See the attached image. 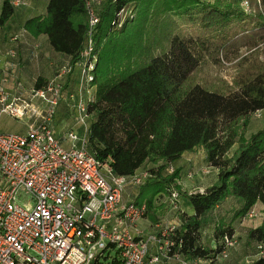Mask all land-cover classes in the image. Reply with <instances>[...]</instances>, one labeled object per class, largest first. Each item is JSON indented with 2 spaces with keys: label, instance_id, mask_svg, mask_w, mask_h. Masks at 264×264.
<instances>
[{
  "label": "trees",
  "instance_id": "obj_1",
  "mask_svg": "<svg viewBox=\"0 0 264 264\" xmlns=\"http://www.w3.org/2000/svg\"><path fill=\"white\" fill-rule=\"evenodd\" d=\"M131 4L136 16L127 23L125 29L130 28L124 38L115 37L118 13ZM249 4L250 12L233 0H108L99 12L96 43L102 65L109 66L110 44L117 52L127 50H121L114 61L118 68L102 69L94 81L95 99L88 104L93 115L88 148L99 159L110 161L120 175L154 164L152 176L134 199L138 204L146 201L149 211L154 199L170 195L171 189L194 207L192 215L179 213L181 224L171 235L175 244L169 255L214 258L222 251L224 236L233 235L231 225L216 224L215 247H206L201 236L209 214L226 197L242 202L236 217L246 215L257 202L264 204V127L244 135L251 115L264 110V60L259 50L239 62L235 87L221 78L210 83L197 78L206 58L218 63L221 56L228 59L233 48L251 49L264 41V0ZM13 14L11 0H4L0 26ZM197 15L195 36L176 31L175 16L194 20ZM88 23L86 0H49L46 14L29 18L24 28L34 36L47 34L54 50L69 55L74 66L86 44ZM137 52L145 59L124 65ZM45 82L38 77L34 85ZM198 147L205 150L206 162L218 169V176L204 191L189 193L178 186L179 168L165 170ZM249 235L264 243V221ZM262 262L258 259L254 264Z\"/></svg>",
  "mask_w": 264,
  "mask_h": 264
},
{
  "label": "built area",
  "instance_id": "obj_2",
  "mask_svg": "<svg viewBox=\"0 0 264 264\" xmlns=\"http://www.w3.org/2000/svg\"><path fill=\"white\" fill-rule=\"evenodd\" d=\"M93 4L86 0L87 40L76 63L81 94H65L63 80L73 73L71 64L41 86H27L9 70L12 64L1 70L0 121L10 116L26 130L0 132V264H159L171 259L188 264L185 257L168 253L175 244L171 235L176 225L159 222V230L145 233L139 223L149 213L148 203L124 199L129 185H143L152 173L139 169L117 174L110 161L88 148L89 111L83 88L94 86L100 23ZM10 39L17 42L19 37ZM6 54L11 59L19 56L13 46ZM66 99L85 126L59 136L55 119ZM169 196L176 204L180 193L171 189ZM222 241L223 249L213 260L228 258L237 242L234 235ZM257 248L264 264V243L258 242Z\"/></svg>",
  "mask_w": 264,
  "mask_h": 264
},
{
  "label": "crops",
  "instance_id": "obj_3",
  "mask_svg": "<svg viewBox=\"0 0 264 264\" xmlns=\"http://www.w3.org/2000/svg\"><path fill=\"white\" fill-rule=\"evenodd\" d=\"M14 1L16 0H11V2ZM100 1L102 0H94V2ZM3 2L4 0H0V12ZM48 3L49 0H19V4H13V16L5 25L0 26V78L1 70H3L4 66L6 64H12V66L9 67V70L12 72V74L23 80L27 86H32L38 77H43L44 79L55 77L60 71L61 66H65L70 63L71 57L69 55L55 51L47 34L34 36L24 28V24L29 18L46 14ZM12 35L19 37L17 42H14L10 39ZM12 46H18L20 53L17 58L11 59L7 56L6 52ZM73 71L76 72L74 80H78L80 68L77 64L74 65ZM203 151V158L206 162V152L204 149ZM189 153L190 151L185 152L182 157L173 164L180 166L179 163L182 161V164H185L183 166L187 167V169L192 168L193 159ZM205 170H207V172H212L215 177V182L218 176V169L207 163ZM189 173L192 174L191 170L188 172L185 171L186 180L183 181V183L181 182V184L184 185L182 190L188 191L189 193L196 192V190L189 189L190 186L195 185V183H192L189 179ZM198 180H203V177L200 176ZM207 187H199L200 189L197 191H204ZM130 188L131 187H127L125 192L130 190ZM196 188H198L197 185ZM137 194L138 193L134 194V198L137 196ZM134 198L132 197L128 200H132ZM232 198H235L233 200H235V203L238 205L237 211L241 208L242 202L238 198L232 195L226 197L209 214V222L206 223L202 228V242H205L204 238L209 237V233L212 231L214 233L216 224L224 220V222L227 223L226 225H231L233 228V235L235 236L237 242L235 246L230 249L228 258L216 261V264H254L259 258L257 252L258 243L256 240L252 239L249 234L251 229L258 227L263 223L264 204L262 202H257L250 209V211L254 209L257 211V215L253 218H248L246 215H242L240 217H229L224 212L222 214L220 210L221 207L225 206V203ZM175 203L176 204L173 203V200L168 194H159L154 199V207L150 210L151 213H148L147 217L140 221V227L143 228L145 233H152L153 231H151V229L153 230L155 227H157L156 224H153L158 221L157 218H162L163 222L180 226L181 221L179 219V213L186 212L189 215L195 213L194 207L183 195H180L179 199ZM223 217H225V219ZM210 247H214V245H211ZM154 250L155 247L152 248L153 253ZM185 258L187 259L188 264H193V262L198 259L194 257ZM204 262L205 261L202 258V261L199 264Z\"/></svg>",
  "mask_w": 264,
  "mask_h": 264
},
{
  "label": "rangeland",
  "instance_id": "obj_4",
  "mask_svg": "<svg viewBox=\"0 0 264 264\" xmlns=\"http://www.w3.org/2000/svg\"><path fill=\"white\" fill-rule=\"evenodd\" d=\"M108 0H102L100 2H94V7L98 12H101L103 10V7L106 5ZM208 1H213V0H208ZM235 4L241 5L242 8H244L245 11L250 12L252 9L250 7L249 4V0L248 1V5H244L245 4V0H233ZM128 16H130V18H127ZM136 16V10H135V5L131 4L128 7H126L124 9V11L122 12V15L120 16V20H121V24L116 25L115 27V37L120 36L121 38H124V36L127 34V30L130 28H128L127 30L126 25L128 22H130L133 18H135ZM196 16V15H195ZM176 19V22L178 24V26L176 27V31L181 32L183 35H192L195 36L196 32L198 31V23H199V16L197 15L196 19L191 20L189 19L188 16H175L174 17ZM129 19V20H128ZM129 26V25H128ZM125 29V30H124ZM99 30V29H98ZM124 30L125 33H121ZM98 33V32H97ZM121 33V34H120ZM96 36L95 35V42L96 40ZM18 52L20 53L19 47L18 46H14ZM121 50L126 51V47L122 48ZM120 50V51H121ZM259 50V58L261 60H264V41L261 42L260 44H258L257 46L253 47V48H248L246 45H241L237 48H233L231 49V51L229 52V58L226 59L225 57L221 56V60L216 61L218 63H215L212 61L211 58H206L203 63L201 64V66L199 67V71L197 74V78L200 82L203 83H210L212 81H216L217 78H221L224 81H226L230 86H234L235 87V80L238 77V73H239V62L243 59V57H245L248 53L252 52V51H256ZM110 55H109V66L108 67H104V65H102V62L100 60V52L101 49H99V47L97 48V43H96V53H97V62H96V66L94 69V77L96 79V76L100 75V71H102V69L107 70V71H114L116 68L114 65V61L118 59V55L119 52L116 51L115 48V44H110ZM131 59H125V63L124 65L129 64L128 62H130L129 65H135L137 64V62H139L142 59H145L144 54L140 55L138 52L133 54L131 57ZM69 65L71 63H68ZM67 64V65H68ZM66 66V65H65ZM64 65L60 67V70L65 67ZM76 75V72L73 71V73L69 76V78H65L64 81V91L65 94L68 93H76L77 95L81 94V91L79 89V81L78 80H74ZM53 78V77H52ZM52 78L46 79V80H50ZM95 81V80H94ZM86 88V89H85ZM88 90V91H87ZM95 90H96V85H94L93 87H84L83 88V95L84 98L86 99V101L89 102L93 101L95 99ZM71 102V101H70ZM69 100H63L61 102V104L59 105L58 108V112H57V116L55 119V128H56V132L63 134L65 132H67L68 130L71 129H75L77 130V128L80 130L82 129V126H85V124H81V122H79L78 120V116H77V112L76 109L74 107H71L72 102L70 103ZM93 117L92 113H89V116L87 118V124L90 125V121L91 118ZM79 124V125H77ZM264 127V110H258L255 113H253L251 115V118L249 120V123L247 125V127L245 128L244 131V135L246 137H249L252 133L256 132L257 130L261 129ZM26 127L23 124V122L19 121V120H15L10 116H3L1 121H0V132H18V133H23L25 132ZM238 144H236L232 150L231 153L237 148ZM192 156L193 162H192V168L187 169V167L183 166L185 164H182L183 162L181 161L179 163L180 166H177L176 164H172L175 168H179L180 170V177L179 180L177 181L178 186L180 187V189H182L184 187L183 184H181V182L183 183V181L186 180L185 178V171H190L192 172V174H188L189 175V179L191 180V182L195 183L194 186H190V190H198L200 188H204L207 186H210L211 184L214 183V175L212 174V172H207V170H205L206 164L207 162L204 161L203 155H204V151L202 147H198L193 151H190L189 153ZM184 157V156H183ZM155 167L153 163H146V165H144V167H142L141 169L144 171H148L151 172V168ZM187 169V170H186ZM198 173H197V172ZM165 173H170V171L167 169L165 170ZM203 177V180H198L199 177ZM188 178V177H187ZM217 180V179H216ZM196 185L198 186V188H196ZM140 186H134V185H129L128 187H131L130 190L125 192L124 198L126 201H130L128 199L130 198H134V194L135 193H139L140 191ZM200 187V188H199ZM135 199V198H134ZM132 199V200H134ZM235 198H232L231 200H228L225 203V206L221 207L220 212L226 213L227 216L229 217H235L237 215V203H235V200H233ZM154 207V205L152 206V208ZM150 208V210L152 209ZM236 209V210H234ZM253 212V216L248 218H253L257 215V211L251 210ZM149 213H151V211H149ZM240 217V216H238ZM225 219V217H223ZM162 218H157V222L153 223L154 225L157 223H163L165 224V222H161L163 221ZM220 223H225L224 220H222ZM161 226H157L155 227L153 230L151 229V231H157L159 230ZM145 232V231H144ZM213 231L211 233H209V237L204 238V243L206 245V247H210L211 245H214L215 247V239H214V233ZM258 249V248H257ZM258 252V251H257ZM204 259V263L202 264H216V260H213V258H203ZM187 261V259H186ZM182 262L179 261V259H171L169 262L166 261H162L160 264H181ZM183 264V263H182Z\"/></svg>",
  "mask_w": 264,
  "mask_h": 264
}]
</instances>
